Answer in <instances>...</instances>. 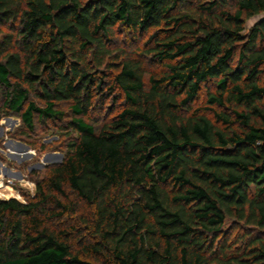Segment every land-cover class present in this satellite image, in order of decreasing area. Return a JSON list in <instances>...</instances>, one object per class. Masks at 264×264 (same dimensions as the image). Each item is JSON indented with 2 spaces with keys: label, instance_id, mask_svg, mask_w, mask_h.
<instances>
[{
  "label": "trees",
  "instance_id": "1",
  "mask_svg": "<svg viewBox=\"0 0 264 264\" xmlns=\"http://www.w3.org/2000/svg\"><path fill=\"white\" fill-rule=\"evenodd\" d=\"M3 117L64 156L0 264H264V0H0Z\"/></svg>",
  "mask_w": 264,
  "mask_h": 264
},
{
  "label": "rangeland",
  "instance_id": "2",
  "mask_svg": "<svg viewBox=\"0 0 264 264\" xmlns=\"http://www.w3.org/2000/svg\"><path fill=\"white\" fill-rule=\"evenodd\" d=\"M260 17H254L245 23L246 29L255 24ZM117 39L121 46L128 50L133 45L134 40L129 36L119 35ZM135 49V48H133ZM153 66V65H152ZM147 65L149 69L152 67ZM156 69V67L154 66ZM209 88L213 89V84H209ZM212 91V90H210ZM205 90L201 92L194 107L205 105ZM105 109H100L94 114L95 119L100 122L106 118V114L112 112L110 102L107 101ZM211 117V115H210ZM21 122L17 117H3L0 119V200L16 199L23 202L22 195L33 196L35 193V185L33 183L34 175L43 177L47 168L57 165L63 160V152L59 151L62 137L55 131H46V127H37L36 132L30 136L21 135ZM13 135L14 137H10ZM11 140L7 146L5 143ZM225 231H231L232 236L237 237L243 235L246 228L232 221H228L224 227Z\"/></svg>",
  "mask_w": 264,
  "mask_h": 264
},
{
  "label": "water",
  "instance_id": "3",
  "mask_svg": "<svg viewBox=\"0 0 264 264\" xmlns=\"http://www.w3.org/2000/svg\"><path fill=\"white\" fill-rule=\"evenodd\" d=\"M9 143H12V141H11V140H8V141L5 143V145L7 146Z\"/></svg>",
  "mask_w": 264,
  "mask_h": 264
},
{
  "label": "bare ground",
  "instance_id": "4",
  "mask_svg": "<svg viewBox=\"0 0 264 264\" xmlns=\"http://www.w3.org/2000/svg\"><path fill=\"white\" fill-rule=\"evenodd\" d=\"M2 185H3V184H1V183H0V188H3V186H2Z\"/></svg>",
  "mask_w": 264,
  "mask_h": 264
}]
</instances>
